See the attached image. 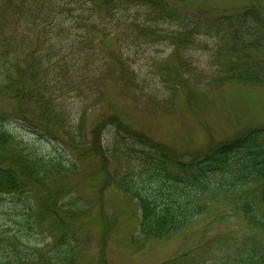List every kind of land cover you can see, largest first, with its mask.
Masks as SVG:
<instances>
[{
  "label": "trees",
  "instance_id": "obj_1",
  "mask_svg": "<svg viewBox=\"0 0 264 264\" xmlns=\"http://www.w3.org/2000/svg\"><path fill=\"white\" fill-rule=\"evenodd\" d=\"M133 11L135 17L128 21L126 14ZM213 14L168 0H0V94L31 101L34 108L21 117L71 137L66 119L74 112L85 118L99 103L96 83L101 84L102 74L111 80L113 74L115 80L125 77L123 59L105 61L92 48L95 35L119 28L125 37L168 41L179 50L180 64L187 61L186 46L201 44L195 39L209 40L203 45L210 62L195 76L207 84L264 88V8L251 5ZM166 21L181 28L164 26ZM32 45L40 49L23 62ZM9 56L20 61L13 66L16 75L5 68ZM94 92L97 100L87 106ZM146 140L130 138L122 149L109 151L114 167L121 166L111 176L113 186L136 204L141 236L161 241L215 218L218 234L205 245L217 249L218 256L208 264H264V128L241 131L187 155ZM16 146L13 135L0 126V196L17 198L22 219L31 227L34 209L24 191L38 188L52 171L61 174L63 166L36 149ZM75 250L62 238L50 252L64 263L75 259Z\"/></svg>",
  "mask_w": 264,
  "mask_h": 264
},
{
  "label": "rangeland",
  "instance_id": "obj_2",
  "mask_svg": "<svg viewBox=\"0 0 264 264\" xmlns=\"http://www.w3.org/2000/svg\"><path fill=\"white\" fill-rule=\"evenodd\" d=\"M168 2L213 15L251 5L264 8V0ZM133 14H126L128 21ZM164 26L181 28L167 21ZM198 40L201 44L185 47L187 61L180 64L179 50L166 40L125 37L123 28L104 37L95 35L94 52L105 61L123 59L127 71L118 80L115 74L113 80L102 74L101 84L96 83L101 87L99 103L85 118L74 112L66 119L71 137L49 133L29 116V121L21 117L34 108L31 101L18 102L0 94V126L16 139L17 149H36L45 158L59 159L63 166L61 174L52 171L40 179L38 188L28 187L22 194L34 209L36 222L31 227L22 219L17 198L0 196V264H208L218 256L217 249L205 245L206 239L218 234L220 223L215 218L165 240L145 239L137 232L136 204L111 182L121 166L114 167L109 151L122 149L130 138L142 136L187 155L203 152L241 131L264 128V88L207 84L195 76L210 62L203 45L209 40ZM34 49L40 46H29L23 62ZM8 61L5 68L16 75L13 66L20 61L13 56ZM94 95L87 106L97 100ZM67 200H77V206L63 208ZM62 238L76 246L71 262L62 263L50 252Z\"/></svg>",
  "mask_w": 264,
  "mask_h": 264
}]
</instances>
